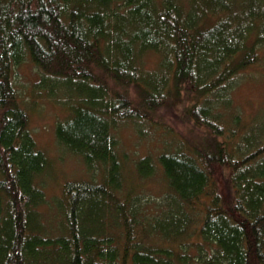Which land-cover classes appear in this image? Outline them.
I'll list each match as a JSON object with an SVG mask.
<instances>
[{"label": "trees", "instance_id": "obj_1", "mask_svg": "<svg viewBox=\"0 0 264 264\" xmlns=\"http://www.w3.org/2000/svg\"><path fill=\"white\" fill-rule=\"evenodd\" d=\"M24 58L32 104L64 109L56 140L98 180L45 195ZM263 59L264 0H0V264H264V103L247 124L231 94ZM185 98L199 143L133 163L163 176L153 202L125 187L113 130Z\"/></svg>", "mask_w": 264, "mask_h": 264}, {"label": "rangeland", "instance_id": "obj_2", "mask_svg": "<svg viewBox=\"0 0 264 264\" xmlns=\"http://www.w3.org/2000/svg\"><path fill=\"white\" fill-rule=\"evenodd\" d=\"M147 68H154L157 56L148 53L145 59ZM40 78L39 70L24 58L15 66V84L18 87L24 107L31 109L30 130L37 148L48 157L46 171L41 175L45 195H59L62 186L68 181L100 178L101 170L87 167L82 158L59 144L54 135L55 123L64 118L62 107L49 99L36 96L33 91L35 83ZM130 93L133 95V91ZM234 106L244 123H251L257 110L264 103V59L262 63L253 66L242 75L232 90ZM188 99H178L173 104L160 108L153 114L150 123L138 124L131 121L120 122L113 130L118 140V151L125 167L122 169L126 186L135 193L144 194V198L153 202L160 200L165 192V182L161 173L156 172L146 179H141L133 169L134 161L145 155L154 160L166 148L175 150L181 148L180 140L197 145L202 129L195 127L183 112ZM27 109V110H28ZM194 250V246H190Z\"/></svg>", "mask_w": 264, "mask_h": 264}]
</instances>
